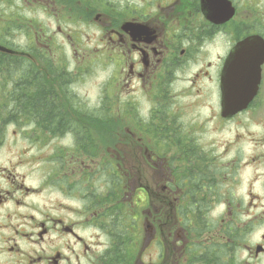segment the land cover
<instances>
[{"label":"flooded vegetation","instance_id":"flooded-vegetation-1","mask_svg":"<svg viewBox=\"0 0 264 264\" xmlns=\"http://www.w3.org/2000/svg\"><path fill=\"white\" fill-rule=\"evenodd\" d=\"M17 1L0 0V264H264V205L238 192L264 152L205 142L207 120L188 121L213 100L216 128L264 123V0H25L46 22L25 16L24 30ZM92 24L114 73L109 104L84 111L76 56ZM248 38L238 59L263 58L258 91L226 119L228 71L242 69L227 61ZM39 92L53 114L31 101Z\"/></svg>","mask_w":264,"mask_h":264},{"label":"rangeland","instance_id":"rangeland-1","mask_svg":"<svg viewBox=\"0 0 264 264\" xmlns=\"http://www.w3.org/2000/svg\"><path fill=\"white\" fill-rule=\"evenodd\" d=\"M25 0H18L17 1V17L22 20L23 23L18 25V30L27 29L25 22L28 19H24L22 15L27 16L28 18L35 19V27L36 29L42 28L43 24L46 22V18L42 11L35 12L26 6ZM89 26L87 28L83 27V35L89 34L90 37L84 36L83 38V45L82 50L79 51L78 55L76 56V60H80L82 62L91 61L87 68H84L85 73L80 76V84H78V92L82 95V103L74 101V105L81 110L88 111L87 109L95 108L102 97L107 96L106 94L103 96V93L106 90V85L108 84L112 75L114 73V65H111L107 56L101 52H93L96 50V44L99 41V37H93L95 34L98 33L97 28L93 26ZM100 53V54H99ZM90 59V60H89ZM117 97V96H116ZM120 100V97H119ZM120 102V101H118ZM104 103H107V99ZM56 105V103H55ZM114 105L116 103L114 102ZM54 107V106H53ZM57 108V105H56ZM60 108V104H59ZM58 109V108H57ZM213 109H217V105L214 103L213 100L206 102L201 107L195 108L191 114L188 121H192L193 123L198 121L207 120L206 123V130H199L196 133V136L203 140L209 142H217V143H224V142H236L237 140L240 141V146L245 149L244 156H247V153L254 154L264 152V123L262 122H255L254 117L258 116L259 114H253V117H242L241 121H230L225 123L224 125L216 128L217 118L212 119ZM264 111V110H263ZM58 114V112H57ZM63 115V113H62ZM193 116V117H192ZM97 117H101L98 115ZM84 118V115H82ZM98 119V118H97ZM84 124V122H82ZM244 124L238 129V125ZM240 134L241 137H237V134ZM211 145V144H210ZM231 146H235L231 144ZM248 149V152H247ZM221 150V149H220ZM84 151V150H83ZM88 152L91 149L87 150ZM3 156V154H1ZM6 156V155H5ZM83 156H87L83 152ZM264 156V155H263ZM232 154L229 155L227 158H231ZM228 167V166H227ZM242 177L241 186L239 187V194L244 203L249 201L248 190L250 187L254 192L258 195V204L264 205V157L262 160H259L256 163L247 165L243 167L239 173ZM35 180H39L37 175H33ZM115 175L111 177L114 179ZM106 177H102L97 180L98 188L100 189V184L105 183ZM252 182V183H251ZM137 210L131 209L127 210L126 212L132 215ZM219 211H216L213 216H218L217 214ZM136 214V213H135ZM134 214V215H135ZM137 216V214H136ZM130 217V216H129ZM138 229H129V233L133 235H137Z\"/></svg>","mask_w":264,"mask_h":264},{"label":"water","instance_id":"water-1","mask_svg":"<svg viewBox=\"0 0 264 264\" xmlns=\"http://www.w3.org/2000/svg\"><path fill=\"white\" fill-rule=\"evenodd\" d=\"M239 47L235 49L238 50ZM263 55L264 52L262 51ZM264 57V56H263ZM263 59V58H262ZM261 58L252 59L244 65L243 76L241 80L238 81V84H241V93L235 94L233 91V84H230L228 93L226 92L223 97V111L222 114L225 117L233 116L237 111L242 110L248 106L253 97L256 94V82L258 74H255V71L260 72V63L262 62ZM235 62L234 54L231 55L229 59V65L234 67ZM244 63V62H243Z\"/></svg>","mask_w":264,"mask_h":264},{"label":"trees","instance_id":"trees-1","mask_svg":"<svg viewBox=\"0 0 264 264\" xmlns=\"http://www.w3.org/2000/svg\"><path fill=\"white\" fill-rule=\"evenodd\" d=\"M26 101V100H25ZM31 101L33 104H35V107L41 112L42 114L43 110H46L48 114H53L54 107L47 102V99L45 98L44 95H42L40 92L35 95ZM99 120H102L105 123L106 117H97ZM102 122V123H103ZM114 124H122V117H114ZM114 180L116 181V177H114ZM118 189V188H117ZM114 199H116V192L113 193ZM114 213L117 212V204L116 201H114ZM122 213V212H121ZM120 213V215H121ZM130 216V220H133L132 215L128 214Z\"/></svg>","mask_w":264,"mask_h":264}]
</instances>
